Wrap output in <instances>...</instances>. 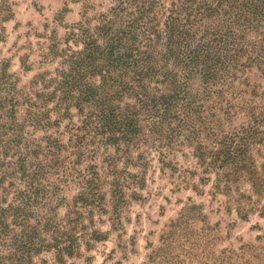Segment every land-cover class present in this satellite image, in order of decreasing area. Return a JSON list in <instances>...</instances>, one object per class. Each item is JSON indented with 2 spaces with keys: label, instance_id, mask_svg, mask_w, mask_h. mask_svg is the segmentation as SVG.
I'll return each mask as SVG.
<instances>
[{
  "label": "trees",
  "instance_id": "obj_1",
  "mask_svg": "<svg viewBox=\"0 0 264 264\" xmlns=\"http://www.w3.org/2000/svg\"><path fill=\"white\" fill-rule=\"evenodd\" d=\"M59 16L27 84L0 65V264H68L106 240L94 216L139 198L150 155L174 172L186 150L187 180L210 183L240 220L264 209V107L249 75L264 73V0H109Z\"/></svg>",
  "mask_w": 264,
  "mask_h": 264
},
{
  "label": "rangeland",
  "instance_id": "obj_2",
  "mask_svg": "<svg viewBox=\"0 0 264 264\" xmlns=\"http://www.w3.org/2000/svg\"><path fill=\"white\" fill-rule=\"evenodd\" d=\"M108 6L109 0H0V65L7 60L18 86H24L39 68L38 43L45 42L39 37L44 34L45 23L49 25L47 36L54 29L62 35L63 29L55 21L59 15L70 24L80 19L84 7L92 16ZM65 7L69 12L61 14ZM27 54V64L34 69L31 73H24L19 62ZM249 75L260 86L261 95L256 102L264 107V73L253 70ZM245 122L242 116H236L231 126L238 128ZM175 154L174 172L169 168L161 170L154 155L149 156L145 170L128 168L132 173L145 171V184L137 190L139 198L126 196L118 215H112L111 209L101 216L95 215V221L101 220L96 227L107 234L106 240L96 243L88 252L82 250L83 256L68 264H264V209L252 212L246 221L233 212L226 213L224 197H212L210 183L198 185L196 177L187 180L190 176L186 170L194 169L188 152ZM183 181L197 185L201 194L185 188ZM63 195L70 200L74 192L64 189ZM192 205L199 206L200 211H182ZM261 205L264 207V201ZM177 220H182L181 226L170 234ZM243 246L249 250L237 260L232 254L240 252ZM42 257L51 259L49 255Z\"/></svg>",
  "mask_w": 264,
  "mask_h": 264
}]
</instances>
